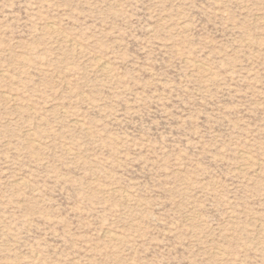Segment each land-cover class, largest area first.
I'll use <instances>...</instances> for the list:
<instances>
[{"label": "rangeland", "instance_id": "rangeland-1", "mask_svg": "<svg viewBox=\"0 0 264 264\" xmlns=\"http://www.w3.org/2000/svg\"><path fill=\"white\" fill-rule=\"evenodd\" d=\"M0 264H264V0H0Z\"/></svg>", "mask_w": 264, "mask_h": 264}, {"label": "bare ground", "instance_id": "bare-ground-1", "mask_svg": "<svg viewBox=\"0 0 264 264\" xmlns=\"http://www.w3.org/2000/svg\"><path fill=\"white\" fill-rule=\"evenodd\" d=\"M101 64H102V63H101ZM103 64H104V63H103ZM103 64H102V65H103ZM106 67H107V66H106ZM106 67H105V68H106ZM105 68H104V69H105Z\"/></svg>", "mask_w": 264, "mask_h": 264}]
</instances>
